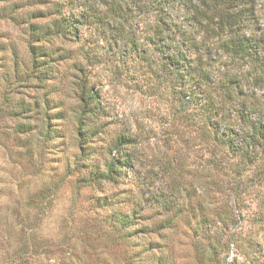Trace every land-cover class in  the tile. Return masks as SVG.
I'll return each mask as SVG.
<instances>
[{
	"label": "rangeland",
	"instance_id": "1",
	"mask_svg": "<svg viewBox=\"0 0 264 264\" xmlns=\"http://www.w3.org/2000/svg\"><path fill=\"white\" fill-rule=\"evenodd\" d=\"M168 1L171 16L180 21L186 11L185 2ZM95 2L8 0L9 7L17 4V8L15 12L9 9L5 13L1 9L5 2L0 0V45L14 42L24 52L29 31L19 20L20 16H33L32 21L43 25L54 20L59 11L68 16L74 36L69 39L48 34L44 44L54 52L52 64L57 66V75L45 85L32 79L29 83H14L7 91L5 88L14 81L11 74L4 75L11 70L8 66L12 52L0 53L3 58L0 62L7 63L4 69L0 67L3 72L0 90H6L10 98L1 104L0 112V264H124L123 253L134 248L120 244L115 237L112 219L116 210H136L134 224L137 228L148 226L149 234L135 229L132 237L140 243L139 248H144L148 240L158 246L150 251L148 264L155 263L161 252L167 253V245L173 248L168 253L177 264H264V224L254 223L250 216L257 212L255 194L249 193L247 200L241 201L236 191L214 186L207 220L196 226L200 214L190 218L186 213L176 217L170 212L168 216H173L176 222L173 231H164V237L152 232L163 218L158 200L165 191V182L159 164L176 118L167 114L170 96L163 72L155 66L153 72L149 61L136 55L132 46L117 35L115 21L105 16L101 22L89 15ZM9 12L14 14V19L7 20L5 14ZM146 35L145 31L139 34L140 52L147 49L150 57L161 61L160 52L152 50ZM81 45L89 49L87 53L81 51ZM66 51L70 57L67 61L58 55L64 56ZM79 62L85 67L83 71L75 69ZM76 79L96 93L101 108V115L94 121L100 132L92 140L100 146L98 157L88 155L89 147L86 154L78 150L77 125L72 112L79 104L76 96L81 91ZM46 98L49 104L61 99V105L68 110L63 120L56 119L54 111L49 113L50 128L55 133L48 142L42 136V125L47 123ZM18 101L29 102L33 110L38 102L42 113H27L24 117L8 115L10 105ZM19 122L29 124L31 133H18L15 126ZM119 133L132 136L130 143L123 145L127 154L134 155L129 162L131 167L123 170L117 183L115 179L91 180L85 164L91 168L92 157L101 163L117 158L111 142ZM227 208L231 215L226 220L215 213ZM205 232L220 239L219 244L234 233L254 238V243L248 255L234 244L222 249L218 245V254H213L211 249L202 253L194 243L204 242Z\"/></svg>",
	"mask_w": 264,
	"mask_h": 264
},
{
	"label": "trees",
	"instance_id": "2",
	"mask_svg": "<svg viewBox=\"0 0 264 264\" xmlns=\"http://www.w3.org/2000/svg\"><path fill=\"white\" fill-rule=\"evenodd\" d=\"M3 1L5 4L1 9L6 10L5 13L9 9L15 12L17 4L9 7L8 0ZM58 1L63 3L66 0ZM180 2H185L186 5L180 21L171 16L169 9L172 7L168 0H146L143 3L138 0H96V6L89 13L92 18L101 22L105 16L115 21L117 35L132 46L136 55L149 61L148 65L153 72H156L154 66L161 70L163 75L157 76H164L166 81L170 96L167 114L175 117L176 121L170 127L171 135L166 139L165 150L160 157L159 168L165 182V191L163 190L164 193L158 201L163 209V218L157 222L152 232L164 237V231L176 227L174 217L168 216L170 212L176 217L186 213L190 218H197L200 214L196 226L207 220L208 211L211 210L210 203L214 199V186L228 192L236 191V196L241 201L247 200V194H255L257 212H252L250 216L254 223L262 225L264 0ZM9 13L5 14L7 20L14 19V14ZM59 15L61 16L56 18ZM32 19L33 16L19 18L29 31L24 52L14 42L0 45V53L12 52L11 64L8 66L11 70L4 75L7 77L11 74L14 81L5 88L7 91L14 83L24 84L35 79L39 84L45 85L48 80H54L57 75V66L52 64L55 63V55L52 48L44 44L48 34L69 39L74 37L68 16L62 11L48 24L40 25ZM143 31L148 34L145 38L150 40L152 50L160 52L161 61L150 57L147 49L140 52L139 34ZM79 47L82 52L87 53L89 50L83 45ZM65 53L64 56L58 55L67 61L70 58L69 51ZM2 60L0 56V61ZM79 63L80 65L75 64V69L83 71L85 67L81 66L82 62ZM6 64L0 62V67L4 69ZM2 73L0 70V76ZM75 82L81 87L76 96L79 104L74 110L71 109L76 119L78 150L81 154H86L89 147L91 150L88 155L98 157L100 146L92 140L100 132L94 121L101 115V108L96 93L89 90L86 84L81 85L77 79ZM7 91L0 90V112L1 104L10 100ZM47 98L44 102L47 123L42 125V136L48 142L55 133L50 128L49 113L54 111L55 118L63 120L68 110L61 105V99L49 104ZM7 111L8 115L15 117H24L27 113H42L38 102L33 110L29 102L25 101L10 105ZM15 129L18 133L32 131V127L24 122L16 124ZM131 138L132 136L124 133L116 134L112 138L111 149L115 146L118 159L109 158L101 163L92 157V167L85 164L91 180L100 182L115 179L117 183L122 179L123 170L131 167L129 162L134 157L133 154H127L123 147L130 143ZM227 209L215 213L226 220L231 215L230 209ZM136 212L116 210L112 219L115 237L119 243L134 248L133 251L123 253L124 264H148L150 251L158 247L148 240L144 248H139L140 243L132 238L136 231L145 235L150 233L148 226L137 228V224H134ZM203 238L204 242L200 240L199 243H194V247L202 253L211 249L213 254H218L219 247L222 249L226 245L234 244L240 252L248 255L254 243V238H243L236 233L222 244L218 243L220 239L210 233L205 232ZM166 247L167 253L161 252L153 264H177L176 259L170 258L168 253L173 248L168 245Z\"/></svg>",
	"mask_w": 264,
	"mask_h": 264
}]
</instances>
